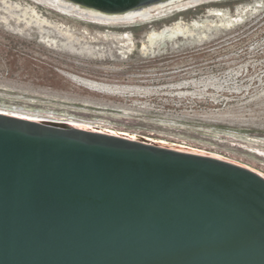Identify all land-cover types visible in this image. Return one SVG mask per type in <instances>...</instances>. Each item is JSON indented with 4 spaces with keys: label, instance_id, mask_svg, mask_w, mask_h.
<instances>
[{
    "label": "water",
    "instance_id": "obj_1",
    "mask_svg": "<svg viewBox=\"0 0 264 264\" xmlns=\"http://www.w3.org/2000/svg\"><path fill=\"white\" fill-rule=\"evenodd\" d=\"M106 22L205 0H36ZM0 264H264V166L105 123L0 109Z\"/></svg>",
    "mask_w": 264,
    "mask_h": 264
},
{
    "label": "rangeland",
    "instance_id": "obj_2",
    "mask_svg": "<svg viewBox=\"0 0 264 264\" xmlns=\"http://www.w3.org/2000/svg\"><path fill=\"white\" fill-rule=\"evenodd\" d=\"M0 109L201 143L264 166V0L116 22L0 0Z\"/></svg>",
    "mask_w": 264,
    "mask_h": 264
}]
</instances>
